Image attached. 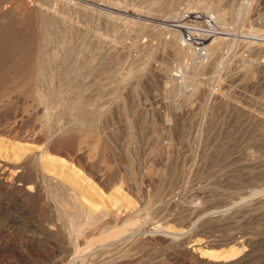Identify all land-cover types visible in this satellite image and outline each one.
Instances as JSON below:
<instances>
[{
  "label": "rangeland",
  "instance_id": "1",
  "mask_svg": "<svg viewBox=\"0 0 264 264\" xmlns=\"http://www.w3.org/2000/svg\"><path fill=\"white\" fill-rule=\"evenodd\" d=\"M0 8V264H264V0Z\"/></svg>",
  "mask_w": 264,
  "mask_h": 264
},
{
  "label": "bare ground",
  "instance_id": "2",
  "mask_svg": "<svg viewBox=\"0 0 264 264\" xmlns=\"http://www.w3.org/2000/svg\"><path fill=\"white\" fill-rule=\"evenodd\" d=\"M9 1V0H8ZM73 1V0H72ZM83 1V0H82ZM21 2V1H20ZM22 4H20V6L22 7V11H21V14L20 15H18L21 19L22 18H24V17H26V19L28 18L29 19V17H27V16H29L30 15V9H31V5H30V3L28 4L27 2H25V1H23V2H21ZM39 3V2H38ZM53 3V2H52ZM56 3V2H55ZM76 3V2H75ZM98 3V2H97ZM205 4H208V3H205ZM12 5V4H11ZM10 5V6H11ZM71 5V4H70ZM216 5V4H215ZM4 6V5H3ZM52 6V5H51ZM17 7V6H16ZM46 7V6H45ZM59 7V6H58ZM62 7V6H61ZM77 7V6H76ZM2 8V7H1ZM0 8V11H2V9ZM57 8V7H56ZM72 8V7H71ZM70 8V9H71ZM21 9V8H20ZM62 9V8H61ZM31 10H33V9H31ZM36 10V9H35ZM44 10V9H43ZM65 10V9H64ZM249 10V9H248ZM139 11V10H138ZM11 12V11H10ZM16 12V11H15ZM44 12V11H43ZM77 12V11H76ZM192 12V11H191ZM223 12V11H222ZM19 13V12H18ZM33 12H31V14H32ZM53 13V12H52ZM87 13V12H86ZM193 13H194V11H193ZM39 14V13H38ZM44 14V13H43ZM221 14V13H220ZM219 14V15H220ZM33 15V14H32ZM54 15V14H53ZM81 15V14H80ZM90 15V14H89ZM17 16V17H18ZM16 17V16H15ZM31 17V16H30ZM185 17V16H184ZM188 17V16H187ZM225 17H226V15H225ZM71 18V17H70ZM113 18V17H112ZM182 18V17H181ZM19 19V18H18ZM27 19V21H29ZM31 20V19H30ZM36 20V19H35ZM76 20V19H75ZM182 19H180L179 21H181ZM190 20V19H189ZM25 21V19L23 20V22ZM99 21V20H98ZM174 21V20H173ZM176 21V20H175ZM220 21H222V20H220ZM26 22V21H25ZM34 22V21H33ZM27 23V22H26ZM39 23V22H38ZM106 23V22H105ZM29 25V24H28ZM32 25V24H31ZM34 25V24H33ZM79 25V24H78ZM85 25H87V24H85ZM98 25V24H97ZM96 25V26H97ZM112 26V25H111ZM130 26V25H129ZM35 27V26H34ZM109 27V26H108ZM119 27V26H118ZM134 27V26H133ZM53 28V27H52ZM96 28V27H95ZM47 29V28H46ZM76 29V28H75ZM133 29V28H132ZM135 29V28H134ZM67 30V29H66ZM95 30V29H94ZM190 30V29H189ZM188 30V31H189ZM47 31V30H46ZM103 31V30H102ZM126 31V30H125ZM100 32V31H99ZM193 32V31H192ZM59 33V32H58ZM74 33V32H73ZM111 33V32H110ZM120 33V32H119ZM122 33V32H121ZM124 33V32H123ZM174 33H176L177 34V32H174ZM179 33V32H178ZM198 33V32H197ZM210 33V32H209ZM218 33V32H217ZM41 34V33H40ZM105 34V33H104ZM107 34V33H106ZM132 34V33H131ZM98 35V34H97ZM206 35V34H205ZM107 36V35H106ZM173 38H175V35L173 34ZM79 37H80V35H79ZM62 38V37H61ZM84 38V37H83ZM100 38V37H99ZM126 38H128V37H126ZM125 38V39H126ZM136 38V37H135ZM212 38V37H211ZM221 38V37H220ZM224 38V37H223ZM200 39V38H199ZM201 41H200V43L202 44V43H204L205 44V42L208 40V39H210V37H204V36H202L201 37ZM214 39H215V37H214ZM71 40V39H70ZM86 41V40H85ZM134 41V40H133ZM149 41V40H148ZM197 41V40H196ZM211 41V40H210ZM72 42V41H71ZM124 42H125V40H124ZM147 42V41H146ZM173 42V41H172ZM213 42V41H212ZM215 42V41H214ZM33 43V42H32ZM62 43V42H61ZM55 44V43H54ZM121 44V43H120ZM123 44V43H122ZM134 44V43H133ZM137 45H138V43H136ZM147 44H148V42H147ZM176 44V43H175ZM178 44V43H177ZM200 44V45H201ZM46 45V44H45ZM126 45V44H125ZM206 45V44H205ZM216 45V44H215ZM246 45V44H245ZM50 46V45H49ZM104 46V45H103ZM102 46V47H103ZM252 46V48H253V45H251ZM250 46V47H251ZM55 47V46H54ZM204 47V46H203ZM72 48V47H71ZM127 48V47H126ZM177 48V47H176ZM216 48V47H215ZM214 48V49H215ZM248 48V47H247ZM255 49V48H254ZM177 50V49H176ZM249 50V49H248ZM262 50V49H261ZM31 51V50H30ZM69 51V50H68ZM122 51V50H121ZM179 51V50H178ZM213 51V50H212ZM253 51V50H252ZM257 51V50H256ZM259 51V50H258ZM180 52H182V51H180ZM179 52V53H180ZM193 52V51H192ZM195 52V51H194ZM193 52V53H194ZM201 52V51H200ZM250 52V51H249ZM135 53V52H134ZM190 53V52H189ZM79 54V53H78ZM200 54V53H199ZM204 54V53H203ZM75 55V54H74ZM107 55V54H106ZM183 55V54H182ZM94 56V55H93ZM183 56H186V55H183ZM197 56H198V53H197ZM237 56V55H236ZM51 57V56H50ZM119 57V56H118ZM177 57V56H176ZM201 57H203V55L201 56ZM201 57H200V61H201ZM69 58V57H68ZM72 58V57H71ZM131 58V57H130ZM135 58V57H134ZM177 59H178V57H177ZM181 59V58H180ZM257 59V58H256ZM194 60V59H193ZM195 60H197V59H195ZM240 60V59H239ZM61 61V60H60ZM107 61V60H106ZM179 61V60H178ZM199 61V62H200ZM202 61H203V58H202ZM68 62H69V60H68ZM76 62V61H75ZM99 62V61H98ZM196 62H198V60L196 61ZM198 62V63H199ZM205 62V61H204ZM203 63V62H202ZM258 63V62H257ZM35 64V63H34ZM195 64V63H194ZM197 64V63H196ZM239 64V63H238ZM68 65V64H67ZM188 65V64H187ZM202 65H204V64H202ZM74 66V65H73ZM252 66V65H251ZM81 67V66H80ZM103 67V66H102ZM34 68V67H33ZM36 68V67H35ZM70 69V68H69ZM105 69V68H104ZM46 70V69H45ZM111 72V71H110ZM75 74H77V73H75ZM82 74V73H81ZM101 74V73H100ZM85 75V74H84ZM99 75V74H98ZM86 77V76H85ZM83 79V78H82ZM88 82V81H87ZM89 83V82H88ZM60 84V83H59ZM85 85V84H84ZM81 86V85H80ZM69 88V87H68ZM40 92V91H39ZM39 95V94H38ZM68 95V94H67ZM66 95V96H67ZM110 95V94H109ZM222 95V94H221ZM125 98V97H124ZM83 99V98H82ZM43 100V99H42ZM64 101V100H63ZM70 101V100H69ZM85 101V100H84ZM45 102H46V100H45ZM92 102V101H91ZM59 103V102H58ZM73 103V102H72ZM74 105V104H73ZM52 107V106H51ZM54 107V106H53ZM56 108V107H55ZM76 109V108H75ZM49 112V111H48ZM85 112V111H84ZM73 113V112H72ZM90 113V112H89ZM95 113V112H94ZM50 114V113H49ZM75 115V114H74ZM73 115V116H74ZM81 115V114H80ZM91 115V114H90ZM96 115V114H95ZM139 117V116H138ZM54 120V119H53ZM115 121V120H114ZM99 122V121H98ZM145 122V121H144ZM52 123V122H51ZM62 123V122H61ZM59 124V123H58ZM73 124V123H72ZM2 125V124H1ZM105 126V125H104ZM47 127V126H46ZM146 127V126H145ZM17 128V127H16ZM58 128V127H57ZM144 128V127H143ZM5 129V128H4ZM55 129H56V127H55ZM137 129V128H136ZM96 130V129H95ZM66 131V130H65ZM84 133V132H83ZM71 134V133H70ZM35 135V134H34ZM135 136V135H134ZM26 137V136H25ZM146 137V136H145ZM64 138V137H63ZM133 138V137H132ZM62 140V139H61ZM31 141V140H30ZM25 142H29V140L28 141H25ZM34 143V142H33ZM32 143V144H33ZM26 145V144H25ZM25 145H23V146H25ZM28 146V145H27ZM36 146V145H35ZM1 148V147H0ZM29 148H31V146L29 147ZM2 149V148H1ZM4 150H5V147L3 148ZM34 149H36V148H34ZM81 149V148H80ZM76 150V149H75ZM38 151V150H37ZM36 151V152H37ZM6 152H7V150H6ZM6 152H4V153H6ZM11 153V152H10ZM17 154V153H16ZM38 154H39V151H38ZM46 154V153H45ZM83 154V153H82ZM82 154H80V156L82 155ZM12 155V154H11ZM10 154H9V156H11ZM30 155V154H29ZM114 155V154H113ZM0 156H2V154L0 155ZM5 156H6V154H5ZM32 156V155H31ZM35 155L33 154V157H34ZM42 156H44V155H42ZM3 157V156H2ZM15 157V156H14ZM24 157H25V155H24ZM71 157V156H70ZM32 158V157H31ZM5 159V158H4ZM11 159V158H10ZM15 159V158H14ZM13 159V160H14ZM37 159V158H36ZM39 159V158H38ZM88 159V158H87ZM1 160V159H0ZM6 160V159H5ZM9 160V159H8ZM35 160V159H34ZM85 160V159H84ZM17 161H19V160H17ZM79 161V160H78ZM26 162V161H25ZM32 162V161H31ZM81 162V161H80ZM22 163V162H21ZM30 163V162H29ZM18 164V163H17ZM43 164V163H42ZM45 164V163H44ZM61 164V163H60ZM2 165H3V163H2ZM10 165V164H9ZM9 165H8V168H9ZM90 165V164H89ZM7 166V165H6ZM21 166V165H20ZM19 167V166H18ZM51 167V166H50ZM72 167V166H71ZM5 168V167H4ZM66 168V167H65ZM90 168V167H89ZM2 170V171H1ZM1 172H0V174H2V176H0V179H1V181L4 183V185L5 186H7V187H9L10 186V184H9V182L7 181V179H6V177H3L4 175H5V173H6V169L5 170H3L2 168H1ZM8 170H10V169H8ZM7 170V171H8ZM38 170V169H37ZM54 170V169H53ZM22 171V170H21ZM47 171V170H46ZM49 171V170H48ZM47 171V172H48ZM72 171V170H71ZM51 172V171H50ZM49 172V173H50ZM69 172V171H68ZM79 172V171H78ZM77 172V173H78ZM100 172V171H99ZM10 173H11V171H10ZM21 173V172H20ZM72 173V172H71ZM82 173V172H81ZM92 173H94L93 171H92ZM54 174H55V171H54ZM60 174V173H59ZM58 174V175H59ZM76 174V173H75ZM95 174V173H94ZM10 175V174H9ZM12 175V174H11ZM56 175V174H55ZM91 176H92V178H93V175L92 174H90ZM97 175V174H96ZM24 176V175H23ZM35 176V175H34ZM38 176H40V175H38ZM37 176V177H38ZM47 176V175H46ZM53 176V175H52ZM57 176V175H56ZM110 176V175H109ZM49 177V176H48ZM129 177V176H128ZM8 178V177H7ZM32 178V177H31ZM30 178V179H31ZM64 178V177H63ZM78 178V177H77ZM95 178V177H94ZM24 179H25V177H24ZM37 179V178H36ZM36 179H34V180H36ZM55 179V178H54ZM109 179V178H108ZM14 180H15V178H14ZM21 180H22V178H21ZM50 180V179H49ZM86 180V179H85ZM95 180V179H94ZM113 180V179H112ZM27 181V180H26ZM56 181V180H55ZM72 183V182H71ZM87 183V182H86ZM85 183V184H86ZM14 184H16V183H14ZM23 184H24V181H23ZM58 184V183H57ZM84 184V183H83ZM2 185V184H1ZM0 185V186H1ZM104 185V184H103ZM115 185V184H114ZM117 185V184H116ZM4 186V187H5ZM39 185H38V183L37 182H35V187L37 188ZM41 186V185H40ZM90 186V185H89ZM145 186V185H144ZM3 187V186H2ZM25 187V186H24ZM24 187H21V188H24ZM26 187H28V186H26ZM113 187V186H112ZM20 188V189H21ZM19 188H18V190H20ZM85 189V188H84ZM92 189V188H91ZM90 189V190H91ZM22 190V189H21ZM45 190V189H44ZM48 190V189H47ZM72 190H74V189H72ZM3 191H4V188H3ZM28 191V190H27ZM31 191H33V190H31ZM30 191V192H31ZM84 191V190H83ZM120 191V190H119ZM123 191V190H122ZM170 191V190H169ZM19 192H21V191H19ZM34 192V191H33ZM40 192V191H39ZM70 192V191H69ZM125 192V191H124ZM131 192V191H130ZM103 193V192H102ZM106 193V192H105ZM118 195H119V193H118ZM261 195V194H260ZM25 196V195H24ZM76 196V195H75ZM138 196V195H137ZM149 196V195H148ZM28 197V196H27ZM81 197V196H80ZM123 197V196H122ZM75 198V197H74ZM105 198V197H104ZM118 198V197H117ZM171 198V197H170ZM28 199V198H27ZM82 199H83V197H82ZM100 199V198H99ZM174 199V198H173ZM110 200V199H109ZM261 200V199H260ZM84 201H85V199H84ZM83 201V202H84ZM93 201V200H92ZM107 201V200H106ZM170 201V200H169ZM97 202V201H96ZM151 202V201H150ZM166 202V201H165ZM243 202V201H242ZM241 202V203H242ZM262 202V201H261ZM80 202H78V204H79ZM89 203V202H88ZM95 203V202H94ZM102 203V202H101ZM100 203V204H101ZM109 203V202H108ZM161 203V202H160ZM163 203V202H162ZM249 203V202H248ZM257 203V202H256ZM86 204V203H85ZM113 204V203H112ZM112 204H110V206L112 205ZM119 204V203H118ZM250 204V203H249ZM258 204V203H257ZM260 204V203H259ZM81 205V204H80ZM88 205V204H87ZM96 205H98V204H96ZM108 206H109V204H107ZM152 205V204H151ZM243 205V204H242ZM252 205V204H251ZM89 206V205H88ZM93 206V205H92ZM107 206V208H109ZM122 206V205H121ZM120 206V207H121ZM168 206V205H167ZM247 206V205H246ZM91 207V206H90ZM95 207V206H94ZM100 207V206H99ZM103 207V206H102ZM104 207H106V206H104ZM242 207H245V206H242ZM70 208V207H69ZM82 208V207H81ZM92 208V207H91ZM111 208L112 207H110V210H111ZM119 208V207H118ZM123 208V207H122ZM133 208V207H132ZM143 208V207H142ZM168 208V207H167ZM219 208V207H218ZM238 208V207H237ZM98 209V208H97ZM102 209V208H101ZM115 209V208H114ZM125 209V208H124ZM155 209V208H154ZM194 209V208H193ZM227 209V208H226ZM94 211H95V209H93ZM122 210V209H121ZM120 210V211H121ZM196 210V209H195ZM253 210V209H252ZM101 211H103V210H101ZM109 211V210H108ZM125 211V210H124ZM183 211V210H182ZM197 211V210H196ZM225 211V210H224ZM227 211V210H226ZM85 212H87V211H85ZM91 212V211H90ZM97 212V211H96ZM106 212H107V210H106ZM114 212V211H113ZM187 212V211H186ZM140 213V212H139ZM138 213V214H139ZM221 213V212H220ZM230 213V212H229ZM228 213V214H229ZM234 213V212H233ZM239 213V212H238ZM97 214V213H96ZM100 214H101V212H100ZM122 214V213H121ZM183 214V213H182ZM201 214V213H200ZM227 214V215H228ZM136 215V214H135ZM154 215V214H153ZM231 215H233V214H231ZM91 216V215H90ZM96 216V215H95ZM99 216V215H98ZM104 216V215H103ZM102 216V217H103ZM115 216V215H114ZM117 216V215H116ZM126 216V215H125ZM125 216H124V218L123 219H126L125 218ZM140 216V215H139ZM130 217V216H129ZM148 217V216H147ZM161 217V216H160ZM218 217V216H217ZM239 217V216H238ZM68 218V217H67ZM109 218H111V217H109ZM113 218V217H112ZM111 218V219H112ZM131 218V217H130ZM134 218V217H133ZM132 218V219H133ZM165 218V217H164ZM182 218V217H181ZM212 218V217H211ZM223 218V217H222ZM81 219H83V218H81ZM89 219H90V217H89ZM115 219V218H114ZM158 219V218H157ZM210 219V218H209ZM100 220V219H99ZM116 220V219H115ZM117 220H119V218L117 219ZM131 220V219H130ZM148 220V219H147ZM150 220V219H149ZM159 220V219H158ZM233 220V219H232ZM237 220V219H236ZM120 221V220H119ZM155 221V220H154ZM191 221V220H190ZM215 221V220H214ZM58 222V221H57ZM92 222V221H91ZM186 222V221H185ZM131 223V222H130ZM130 223H128V224H130ZM133 223V222H132ZM147 223V222H146ZM162 223V222H161ZM218 223V222H217ZM185 224V223H184ZM157 225V224H156ZM164 225V224H163ZM61 226V225H60ZM64 226V225H63ZM130 226H131V224H130ZM145 226V225H144ZM53 227V226H52ZM75 227V226H74ZM154 227V226H153ZM159 227V226H158ZM51 228V227H50ZM127 228V227H126ZM130 229H132L131 227H130ZM168 229V228H167ZM136 230V229H135ZM156 230V229H155ZM157 230H161L160 228L159 229H157ZM184 230V229H183ZM128 231V230H127ZM189 231V230H188ZM93 232V231H92ZM100 232V231H99ZM129 232V231H128ZM133 232H134V227H133ZM136 232V231H135ZM173 232V231H172ZM183 232H186V231H183ZM170 233V232H169ZM177 233H179V232H177ZM96 234V233H95ZM122 234V233H121ZM128 234V233H127ZM127 234H126V236H127ZM129 234H132V233H130L129 232ZM176 234V233H175ZM182 234V233H181ZM123 235V234H122ZM121 235V236H122ZM189 235V234H188ZM67 236V235H66ZM117 236H120V235H117ZM120 236V237H121ZM151 236H153V235H151ZM190 236V235H189ZM61 237V236H60ZM89 237V236H88ZM134 237V236H133ZM74 238V237H73ZM119 238V237H118ZM117 237H116V239H118ZM132 238V237H131ZM153 238V237H152ZM120 239V238H119ZM130 239V238H129ZM172 239V238H171ZM175 239V238H174ZM62 240V239H61ZM77 240V239H76ZM128 240V239H127ZM127 240H126V242H127ZM166 240V239H165ZM79 241V240H78ZM117 241V240H116ZM237 241V240H236ZM76 242V241H75ZM82 242V241H81ZM112 242V241H111ZM114 242V241H113ZM240 242V241H239ZM65 243V242H64ZM186 243V242H185ZM184 243V244H185ZM81 244V243H80ZM104 244V243H103ZM108 244V243H107ZM111 244V243H110ZM115 244V243H114ZM137 244V243H136ZM150 244V243H149ZM177 244V243H176ZM178 244H179V242H178ZM75 245V244H74ZM82 245V244H81ZM148 245V244H147ZM186 245V244H185ZM72 246V245H71ZM83 246V245H82ZM108 246V245H107ZM116 246V245H115ZM146 246V245H145ZM73 247V246H72ZM195 247V246H194ZM94 248V247H93ZM115 248V247H114ZM190 248V247H189ZM72 249V248H71ZM91 249V248H90ZM104 249V248H103ZM122 249V248H121ZM67 250V249H66ZM93 250V249H92ZM92 250H90V251H92ZM99 250H101V248L99 249ZM118 250V249H117ZM77 251V250H76ZM69 252V251H68ZM105 252V251H104ZM71 253H72V251H71ZM89 253V252H88ZM118 253V252H117ZM122 253V252H121ZM92 254H93V252H92ZM95 254V253H94ZM97 254V253H96ZM101 254H103V252L101 253ZM72 255H73V253H72ZM88 255V254H87ZM81 260H79L78 262H76V263H79ZM68 262V261H67ZM75 262V261H74ZM111 262V261H110ZM102 263H104V262H102ZM108 263V262H107ZM115 263V262H114ZM69 264H70V261H69ZM72 264H74V263H72Z\"/></svg>",
  "mask_w": 264,
  "mask_h": 264
},
{
  "label": "built area",
  "instance_id": "3",
  "mask_svg": "<svg viewBox=\"0 0 264 264\" xmlns=\"http://www.w3.org/2000/svg\"><path fill=\"white\" fill-rule=\"evenodd\" d=\"M211 19H212V17H211ZM194 38L195 37L192 36L191 32H188V31L185 32L184 41H192V39H194ZM197 42L200 43L199 38H197Z\"/></svg>",
  "mask_w": 264,
  "mask_h": 264
}]
</instances>
